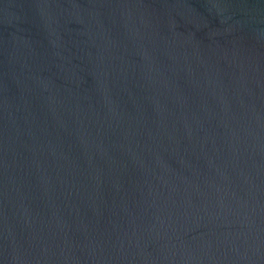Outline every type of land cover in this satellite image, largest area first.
Here are the masks:
<instances>
[{"label": "water", "instance_id": "1", "mask_svg": "<svg viewBox=\"0 0 264 264\" xmlns=\"http://www.w3.org/2000/svg\"><path fill=\"white\" fill-rule=\"evenodd\" d=\"M0 264H264V0H0Z\"/></svg>", "mask_w": 264, "mask_h": 264}]
</instances>
